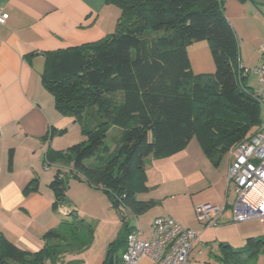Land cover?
<instances>
[{
  "label": "trees",
  "instance_id": "obj_1",
  "mask_svg": "<svg viewBox=\"0 0 264 264\" xmlns=\"http://www.w3.org/2000/svg\"><path fill=\"white\" fill-rule=\"evenodd\" d=\"M120 8L117 28L105 37L44 51V87L56 108L81 126L86 137L64 150L50 148L45 162L59 169L50 187L54 206L66 201L69 176H83L109 194L124 222L118 241L109 244L104 264H119L131 224L128 210L141 214L156 204L140 200L149 191L147 157L184 148L196 136L205 153L219 160L237 143L257 132L262 101L244 84L236 32L224 14V0H107ZM207 41L215 71L196 74L188 49ZM89 115L94 121L86 127ZM121 128L115 150L109 130ZM65 129H54L51 136ZM63 173V174H62ZM32 179L25 193L36 191ZM91 225L72 211L46 232L38 251L22 249L0 233V264H55L92 241ZM264 253V236H249L235 247L219 245V264H256Z\"/></svg>",
  "mask_w": 264,
  "mask_h": 264
},
{
  "label": "crops",
  "instance_id": "obj_2",
  "mask_svg": "<svg viewBox=\"0 0 264 264\" xmlns=\"http://www.w3.org/2000/svg\"><path fill=\"white\" fill-rule=\"evenodd\" d=\"M0 9L9 14L0 29V233L18 247L35 252L45 245L46 232L74 210L95 226L94 231L91 225L92 241L84 250L67 253L55 264H104L109 244L118 241L124 232V222L105 189L71 174L66 201L54 206L50 182L59 169L69 172L70 165H47V151L64 150L85 136L78 122L57 110L54 96L44 87L42 53L113 33L120 8L107 0H0ZM224 14L239 38V65L247 69L245 75L241 71L244 84L256 88L259 75L255 69L264 62V0H224ZM200 44L188 50L191 68L196 74L213 73L210 49L205 41ZM262 103L263 126L264 97ZM54 129L66 131L51 136ZM192 139L174 153L147 157L149 187L167 186V191L174 194L162 200L150 190L138 195L140 200H155L162 206L159 212L152 211L156 204L141 214L127 211L128 220L129 215L150 217L146 230L139 228L141 238L146 239L152 221L164 215L185 227L204 231L207 227L202 230L196 221V207L206 203L225 205L219 223L236 222V196L232 203V183L227 180L231 149L216 160L205 153L197 137L198 145ZM35 178L38 189L25 193L24 188ZM240 223L243 229L237 238L228 236L225 241L243 243L251 235L264 236V220ZM200 234L191 254L194 250L202 253L198 247ZM256 264H264V253L257 257Z\"/></svg>",
  "mask_w": 264,
  "mask_h": 264
},
{
  "label": "built area",
  "instance_id": "obj_3",
  "mask_svg": "<svg viewBox=\"0 0 264 264\" xmlns=\"http://www.w3.org/2000/svg\"><path fill=\"white\" fill-rule=\"evenodd\" d=\"M9 14L0 9V29ZM264 53V45H263ZM244 75L247 69H244ZM258 72V86L253 93L261 101L264 97V62L255 69ZM228 183L235 186L236 200L233 206V220L244 222L251 219L264 220V125L240 141L231 149V163L227 173ZM225 205L212 203L196 207L197 217L203 225L210 227L219 223ZM127 237L125 251L119 264H139L147 257L152 264H190V254L199 233L185 227L169 215L156 217L149 228L146 239L141 238L140 229H134Z\"/></svg>",
  "mask_w": 264,
  "mask_h": 264
},
{
  "label": "rangeland",
  "instance_id": "obj_4",
  "mask_svg": "<svg viewBox=\"0 0 264 264\" xmlns=\"http://www.w3.org/2000/svg\"><path fill=\"white\" fill-rule=\"evenodd\" d=\"M200 42L201 41L193 43V45H191L189 47V49L191 50L194 48H199L202 45V44H200ZM238 42H239V38H238ZM205 43L207 45V48H209L207 41H205ZM240 48L241 47L239 44V49ZM210 54H211V50H209V55ZM210 57L212 59V54L210 55ZM262 106H263V103H262ZM93 122L94 121L90 118V116L87 115L86 119H85V123H84L86 125V127H88V128L91 127ZM120 133H121V128L117 127V126H113L109 130V132L107 134L106 141H107V144L111 146V150H115L116 146L118 145ZM192 143L198 145V142H197V139L195 136L192 139ZM147 163H148V161H147ZM233 186L234 185L231 184V192L229 195L230 201L232 203L234 202L235 196H236V194L234 193ZM149 190L151 191V193L155 194L156 198L160 197V200L165 199L166 197L170 198L171 195L174 194L171 191H167V186H164V187L162 186L160 188H158V187L150 188L149 187ZM160 210H162V206L159 202L156 204V206H154L152 211L153 212H159ZM153 212H150V213H153ZM196 217H197V215H196ZM129 221H130V224L134 226V229H137V227L139 225V228L146 230V228L148 227V225L150 223V217H148L147 215H144V216L138 215L136 217H134L133 215H129ZM196 221L199 225V228H201L202 230H203V228L206 227L205 225H203L199 222L198 217H197ZM91 225L95 231V226L92 223H91ZM121 227H122V223H121ZM241 227H242V223H240V222H229V223L223 222V223H219V224L207 227L202 232L195 230L198 233L199 232L201 233L200 234L201 241L199 242L198 247L202 248V253L197 254L195 252L196 250H194L193 254H191V257H190V264H219L218 255H219L220 243L225 241V239L227 240L228 236L237 238L238 233H240V230L243 229ZM100 235H101V233H99V236ZM231 244L235 247H241L245 244V242L242 243L240 241H234ZM140 264H152V261L149 258L144 257L140 261Z\"/></svg>",
  "mask_w": 264,
  "mask_h": 264
},
{
  "label": "water",
  "instance_id": "obj_5",
  "mask_svg": "<svg viewBox=\"0 0 264 264\" xmlns=\"http://www.w3.org/2000/svg\"><path fill=\"white\" fill-rule=\"evenodd\" d=\"M114 262H115L114 255H111L108 264H114Z\"/></svg>",
  "mask_w": 264,
  "mask_h": 264
}]
</instances>
